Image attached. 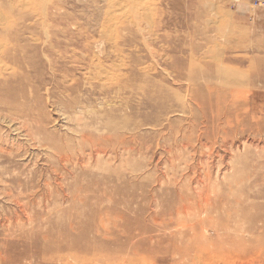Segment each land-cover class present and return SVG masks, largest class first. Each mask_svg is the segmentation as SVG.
I'll return each instance as SVG.
<instances>
[{
  "label": "rangeland",
  "instance_id": "rangeland-1",
  "mask_svg": "<svg viewBox=\"0 0 264 264\" xmlns=\"http://www.w3.org/2000/svg\"><path fill=\"white\" fill-rule=\"evenodd\" d=\"M262 72L264 0H0V264H264Z\"/></svg>",
  "mask_w": 264,
  "mask_h": 264
},
{
  "label": "bare ground",
  "instance_id": "bare-ground-1",
  "mask_svg": "<svg viewBox=\"0 0 264 264\" xmlns=\"http://www.w3.org/2000/svg\"><path fill=\"white\" fill-rule=\"evenodd\" d=\"M99 2V1H98ZM160 23V22H159ZM135 27V26H134ZM147 45V44H146ZM143 46V45H142ZM148 46V45H147ZM156 47V46H155ZM165 53H166V51H165ZM189 62V61H188ZM208 63V62H207ZM226 66V65H225ZM162 68V67H161ZM141 70V69H140ZM244 70V69H243ZM261 76H263V78H264V72H262L261 74H260ZM227 79V78H226ZM250 79V78H249ZM250 82V81H249ZM228 85H235V84H237V83H239L238 81L236 82L235 81V79L233 78V77H231V79H227V82H226ZM244 85V84H243ZM240 86V85H239ZM249 87V86H248ZM240 89V88H239ZM247 90V89H246ZM249 92V91H248ZM217 93H219V92H217ZM225 94V93H224ZM191 109V108H190ZM194 126V125H193ZM170 155V154H169ZM191 226V225H190ZM105 231L107 230L106 229V227H104V226H101ZM87 231H91V229L89 228ZM99 233V232H98ZM74 250L75 249H77V248H75V247H72ZM78 250V249H77ZM88 251H92V249H90V250H88ZM260 254L261 253H259V256H260ZM95 255H97V253L96 254H94V256ZM222 255V254H221ZM258 256V255H257ZM263 256H264V254H263ZM218 257V256H217ZM226 257V256H225ZM31 258V257H30ZM95 258H98V257H96L95 256ZM252 258H254V256L252 257ZM259 258V257H258ZM99 259V258H98ZM98 259H96V260H98ZM206 259V258H205ZM261 259H263V258H261ZM93 260V259H92ZM106 260V259H105ZM203 260V259H202ZM253 260V259H252ZM205 261V260H204ZM203 261V262H204ZM207 261V260H206ZM254 261V260H253ZM262 261V260H261ZM87 262H89V261H86V260H82L81 261V264H86ZM99 262H100V260H99ZM107 262L108 261H104V263H106L107 264ZM201 262V261H200ZM226 262V261H225ZM130 263H131V261H130ZM249 263H251V261L249 262V260H248V262H246V263H244V264H249ZM264 263V262H263ZM90 264V263H89ZM206 264H207V262H206ZM241 264V263H240Z\"/></svg>",
  "mask_w": 264,
  "mask_h": 264
}]
</instances>
